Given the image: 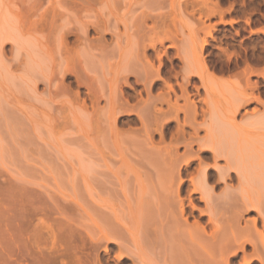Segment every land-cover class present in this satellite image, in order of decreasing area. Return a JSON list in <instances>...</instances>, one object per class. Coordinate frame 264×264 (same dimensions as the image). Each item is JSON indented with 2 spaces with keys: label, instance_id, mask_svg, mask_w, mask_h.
I'll return each mask as SVG.
<instances>
[{
  "label": "rangeland",
  "instance_id": "1",
  "mask_svg": "<svg viewBox=\"0 0 264 264\" xmlns=\"http://www.w3.org/2000/svg\"><path fill=\"white\" fill-rule=\"evenodd\" d=\"M108 3L117 5L114 12L121 17L141 13L152 17L141 30L130 25L125 33L120 25L122 47H126L127 42L131 47L135 40L144 39L148 43L149 37L154 39L161 34L176 33L183 41H178L175 46L189 48L188 36L196 35L197 44L204 45L202 58L212 77L210 87L213 84L214 90L222 91L216 93L221 99L222 94L225 101L239 102L241 92L249 96L251 89L257 86L255 97L264 101V0H0V264L15 261L12 243L16 241L18 234L15 238L14 234L19 233L21 225L19 230L27 233L23 240L32 241L27 242V252L24 251L31 256L29 264L35 261L32 256L36 250L42 258L39 262L37 257L34 264H40L44 259L46 263L48 257H44L49 256V249H55V252L51 251L54 256L50 253L52 258L59 255V251L62 253L61 246L53 239L57 232L61 236L59 225L52 219L55 216L51 215L50 208L55 204L66 205V211L75 213V220L87 226L90 234L98 236L109 234L104 229L99 232V228L103 227L106 217L111 216L101 202L110 200L119 204L138 196L135 176L128 168L131 166L137 173L142 172V153L134 145H140L147 138L145 128L150 141L157 143L162 128L159 131L161 124L155 122L152 113L146 127L136 114H141L144 109L154 112L153 104L159 110L161 107L155 99L160 92L155 86L151 92L153 99L148 102L145 94L132 98L135 77L129 76L131 80L127 86L122 84V75H119L117 81L121 87H117L112 96L117 115L115 120L110 118L109 97L114 90L115 68L120 61L119 45L109 36L99 39L94 33V29L103 33L105 23L110 25L109 29L115 23ZM129 5L132 6L131 13L128 12ZM85 25L90 29L88 32L84 31ZM84 37L88 40L85 38L84 41ZM169 45L171 43L165 41V47ZM121 60L128 69L150 74L146 71L150 69L149 64L138 62L128 52ZM157 67L158 64L153 63L151 74ZM63 69L68 73L61 81ZM141 86L135 91L141 92ZM92 102H95L94 108ZM253 110L262 113L264 108L256 103L240 108L236 123L252 130L250 121L243 117ZM198 121L201 123L202 119ZM172 123L169 131L175 133V123ZM231 130L229 125L220 124L216 141L226 144ZM203 135L201 131L200 136ZM196 149L193 145L192 151ZM178 153H184L182 146ZM19 187L21 190L35 188L44 193L42 196L46 195L44 200L48 197L53 201L47 200L52 205L40 207L42 211L25 205L22 212L29 214L32 220L23 213L24 222L18 220L21 225L15 220L19 211L15 201L17 190L14 189ZM220 192V189L214 190V197L217 198ZM184 195L182 193L181 197ZM198 196L193 197L192 216L189 213L191 207L185 201L189 223L204 209V204L197 201ZM145 198L151 203L142 207L143 212H138L141 224L137 235L126 236V241L132 251L140 248L155 264H162L157 229L159 219L153 198L150 195ZM43 209L51 213L45 212L44 217ZM32 215L41 220V227L37 223L36 231L32 224L35 225L37 220ZM49 215L52 216L50 219ZM124 217H127L126 213ZM248 217L255 216L250 214ZM20 218L23 219L21 213ZM27 229L34 231L31 234ZM21 231L19 234L23 233ZM60 236L55 239L60 241ZM35 241L41 245H36ZM28 246H31L30 251ZM246 251L250 252V248ZM97 255V264H140L138 257L129 250L119 255L116 244L100 245ZM58 257L50 263L59 259L57 264H63ZM232 259L233 264H252L255 260L251 257L243 262L240 253Z\"/></svg>",
  "mask_w": 264,
  "mask_h": 264
},
{
  "label": "bare ground",
  "instance_id": "2",
  "mask_svg": "<svg viewBox=\"0 0 264 264\" xmlns=\"http://www.w3.org/2000/svg\"><path fill=\"white\" fill-rule=\"evenodd\" d=\"M107 7L114 17L115 23L112 29H109L110 25L105 23L103 33L96 29H94V33L99 36V39L109 36L111 41H115L119 45L120 61L115 68L114 90L109 97L111 100L110 118L115 120L117 115L112 96L117 87L119 89L120 84L117 81L119 75H122L121 81L125 85L135 77V87H131L132 94L130 96L132 98L145 94L148 102L153 99L151 92L155 86L160 92L155 99L161 107L159 110L153 104L154 112L144 109L141 114H136L139 121L146 127L151 121L152 113L155 122L161 124L159 131L162 128L157 143L150 141L148 138L150 134L145 128L147 138L140 145H134L142 153L140 161L142 172L137 173L131 166L128 168L135 176L138 196L135 200L134 198L127 199L124 203L120 202L119 204L110 202V200L101 202L100 205L109 210L108 213L111 216L106 217L99 232L104 229L109 234L101 233L98 236L90 234L87 226L75 220V213L71 214L70 210L66 211L67 208L64 207L66 205L59 203V205H53L54 208H50L52 204L49 205V203L52 200L50 201L47 197V200L50 201L48 203L46 199L44 200L46 195L42 196L44 193L31 187L30 189L26 187V190L24 188L21 190L20 187V189H14V191L17 190V192L15 191V201L19 211H16L18 214L15 212L17 217L14 214V217L17 218L15 220H22L23 223L25 214L29 216L26 212H22L25 205L30 209L33 207L37 210L43 207L50 208L52 213L49 212L55 216V218L51 217L59 225L61 236L59 232L54 235L45 231L49 235H54L56 239L57 235L60 236V241L51 236L55 244L60 245L62 249V253L59 251V255L53 258L59 256L58 258L62 259L63 264H97V250L102 244H116L119 255L123 251L129 250L131 254L138 257L140 264H155L140 248H135L132 251L126 241V236L135 237L137 235V228L141 224L140 217L137 215L139 211L143 212V206L151 203L149 199L145 198L146 195H150L154 200L156 217L159 219L157 229L162 249V257L160 256L162 264H233L232 258L239 253L242 254L243 262L253 257L255 260L252 264H264V111L259 113L258 110H253L244 115L243 119L250 121L249 125L253 128L252 130L236 123V116L240 108L251 103H256L259 107L264 108V101L260 97L256 98L254 94V90L258 91L257 86L254 90L251 89L252 92L249 96L245 92H241L239 102L225 101L226 98L222 94L221 99L220 95L216 93L222 91L214 90L213 84L210 87L212 77L208 74V69L202 58L204 45L199 46L197 44L198 36L193 34L187 38V41L191 43L189 48L185 45L182 48L175 46L178 41H183L182 37L179 40L180 36L176 33L161 34L154 39L149 37L150 42L148 43H145L144 39L139 42L135 40L131 47L129 46L130 42H127L126 47H122L119 26H123L125 33H128L127 29L130 25L136 30L138 28L141 30L147 20H151L152 17L145 13L121 17L114 12V9L117 8L115 3H108ZM128 12H132L131 5L128 7ZM89 30V27L85 25L84 31L88 32ZM151 30L149 29V31ZM85 38L82 39L85 41L87 39ZM165 41H169L171 45L165 47ZM205 43L206 41H203V44ZM127 52L133 55L138 62L148 63L147 66L150 69L146 71H150V74L155 62L158 64L157 69L151 75L144 73L143 70L128 69L121 60ZM148 54L150 57L147 58ZM67 73L66 69L61 71V81L66 78ZM130 75L133 76L130 78ZM141 84L143 85L141 86ZM139 86L142 90L136 92L135 90ZM94 103L91 104L93 108L96 106ZM198 119H202V122L199 123ZM173 121L176 131L170 133L169 127ZM220 124L229 125L232 128L228 132L226 144L215 139L219 133ZM201 131L204 132L202 137L200 136ZM168 136L170 137L167 143ZM193 145L197 147L195 152L192 151ZM179 146L184 149L182 155L178 153ZM216 189L221 190L217 198L213 195ZM182 193L185 194L184 197H181ZM197 194L199 195L197 201L204 204V209L189 223L185 201L191 207L189 213L192 216L194 214L193 197ZM64 208L66 209L64 210ZM75 210L73 209L74 212ZM43 211V216L50 214L48 211L46 212V209ZM20 213L23 219H19ZM23 213H25L24 216H22ZM76 213L79 211L76 210ZM125 213L127 217H124ZM250 214H254L255 217L249 218ZM36 216H34L35 219ZM29 217L31 218V216ZM51 217L49 215V219ZM205 217L206 222L203 223ZM36 220L35 225L32 224L35 231L38 229L36 228L37 223L41 227L40 219L37 217ZM20 221L18 222L21 225ZM29 221L28 223H30ZM19 229L20 233L22 229ZM33 231L29 230V233L32 234ZM21 232L24 234H19L17 231L14 234V238L15 235H19L15 238L16 244L12 241V244L15 245H12V248H15L12 251L14 253L12 255L15 256V261L12 259L13 264H29L31 259V256L29 257L28 253L24 254V251L27 252L25 245L32 241H24L23 239L26 237L23 238V235L26 236L27 233L25 234L23 230ZM36 234L39 233L36 232ZM50 238L48 239L50 240ZM19 239L23 241L20 242ZM38 244L36 243V245ZM49 244L51 245V243ZM30 247L28 246V249ZM247 248H250V252L246 251ZM40 249L43 250L42 247ZM33 251L35 253L34 249ZM51 251L55 252V249ZM51 251L48 250L49 256L47 253H44L47 256H43L46 259L48 257L47 262L49 263L53 262ZM32 258L35 260L32 263L34 264L37 260L40 262L42 257L36 250ZM58 260L57 262L60 261ZM44 261L42 260L41 263L48 264ZM57 262L50 264H57Z\"/></svg>",
  "mask_w": 264,
  "mask_h": 264
}]
</instances>
